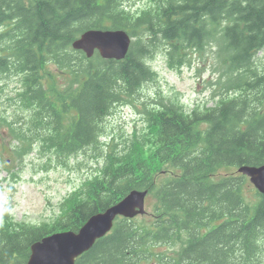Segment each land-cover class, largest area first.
Masks as SVG:
<instances>
[{
	"label": "trees",
	"instance_id": "16d2710c",
	"mask_svg": "<svg viewBox=\"0 0 264 264\" xmlns=\"http://www.w3.org/2000/svg\"><path fill=\"white\" fill-rule=\"evenodd\" d=\"M90 29L126 30L134 38L129 53L118 60L74 50ZM193 51L214 54L210 68L218 73L208 83L215 105L141 100L143 128L107 141L114 110L137 106L143 85L157 78L149 60L163 53L181 70ZM261 52L264 0H147L135 10L124 0H0V78L21 82L7 98L17 114L0 110V138L9 140L3 150L23 161L39 147L65 166L93 150L101 165L65 199L54 224L5 213L0 264H27L34 243L78 231L133 190L155 199L149 220L117 218L76 264H137L160 245H180L174 259L188 264H264V194L255 191L257 202H247L249 181L237 172L264 165ZM49 64L68 72L71 83L61 86L54 73L46 80ZM4 93L0 85V103Z\"/></svg>",
	"mask_w": 264,
	"mask_h": 264
},
{
	"label": "rangeland",
	"instance_id": "374dc122",
	"mask_svg": "<svg viewBox=\"0 0 264 264\" xmlns=\"http://www.w3.org/2000/svg\"><path fill=\"white\" fill-rule=\"evenodd\" d=\"M124 1L133 10L144 7L147 3V0ZM213 56L211 51L201 53L193 51L188 55L191 62L181 70L171 68L163 53L152 57L153 59L149 62L157 78L143 85V93L137 106L121 105L114 110L106 123L109 134L107 141L116 138L115 141L119 142L131 136L135 130L140 131L143 128L141 100H152L161 96L176 98L182 100L189 109L197 103L207 104V106L215 105L217 98L212 92V90L215 92V88L213 89V86L208 83L212 78L216 79L218 73L214 67L210 68L211 62H214ZM259 64L264 65V52L259 55ZM49 73L56 75L61 86L71 83L70 74L54 64L45 67L44 76L48 81H50ZM0 85L5 88L0 110H6L5 114L9 116L17 114L14 102L8 101L7 98L16 96L18 88L21 87L20 77L4 76L0 78ZM3 141L8 145L9 140L5 137L0 138V150L3 152V156L0 157V227L7 220L5 213H9V217L17 222H26L30 225L54 224L62 215L63 201L101 167L93 157L95 154L93 150H88L76 159H71L69 166L58 163L53 155L42 151L39 147L29 150L32 152L23 161L15 160L9 150H3ZM14 144L16 143H12ZM229 172H235V170L230 169ZM253 189H255L254 186L247 182L244 197L251 204L257 202ZM154 201L152 197L147 198L148 211H152L151 203ZM138 219L146 222L149 216L141 215ZM154 250L159 254L175 256V251L180 250V245L177 247L160 245ZM149 258L140 260L137 264H161L155 256ZM165 259L170 261L169 257Z\"/></svg>",
	"mask_w": 264,
	"mask_h": 264
},
{
	"label": "water",
	"instance_id": "95a60500",
	"mask_svg": "<svg viewBox=\"0 0 264 264\" xmlns=\"http://www.w3.org/2000/svg\"><path fill=\"white\" fill-rule=\"evenodd\" d=\"M130 42V36L125 31L90 30L74 43V47L83 49L88 56L93 55L97 48L104 57L122 58ZM240 171L248 174L257 188L264 192V166L242 167ZM144 196L142 192L133 191L118 204L92 216L79 233H57L37 242L32 246L28 264H75L79 255L112 229L118 215L134 216L144 212Z\"/></svg>",
	"mask_w": 264,
	"mask_h": 264
}]
</instances>
